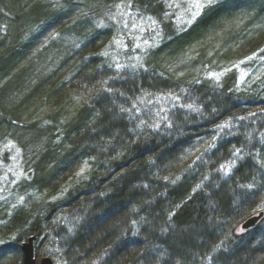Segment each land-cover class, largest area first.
<instances>
[{"label":"trees","instance_id":"obj_1","mask_svg":"<svg viewBox=\"0 0 264 264\" xmlns=\"http://www.w3.org/2000/svg\"><path fill=\"white\" fill-rule=\"evenodd\" d=\"M21 1L25 0H0V31L3 32L0 33V128L18 127L17 122L26 115L27 108L33 113L41 105H47L51 112L64 100L60 97L69 93V88L74 87L72 92L82 89L79 94L85 97H80L77 103L71 100L74 116L63 122L62 141L68 142L59 150L56 145L52 150L46 144L37 152L31 181L41 191L53 190L68 170L90 158L88 178L75 182L65 196L46 205L49 212L68 206L78 213L79 222L69 242L72 255L90 257L104 253V264H197L199 258L215 249L216 263L256 262L257 250L244 238L264 218L249 231L238 232L237 226L238 220L252 207L258 191L264 190L259 158L246 156L228 179L219 180L218 174L214 175L213 162L229 158L233 147L241 146L233 136L219 140L210 153L186 162L203 132V121L211 126L246 103L243 93L232 89L233 74L225 76L219 85L200 77L197 82L183 86L184 78L156 69L131 73L124 80L113 78L102 56L89 55L96 43L107 40L110 29H101L89 17L77 15L69 3L55 8L42 0L25 2V6ZM137 1L149 9L155 5V0ZM241 15L248 17L249 24L260 22L256 29L260 34L248 36L237 32L236 35L232 27L225 29L219 37L214 36L222 40L225 48L222 58L230 59L232 50L234 57L255 51L264 41L257 42L264 33V0H221L207 7L186 30L171 32L149 55L151 63L158 67L165 60L179 56L192 44L209 38L224 23ZM66 18L73 20L71 31L83 35L81 49L75 55L81 60L85 55L88 57L75 69L71 81L76 80V86L71 87L64 82L51 83L56 71L39 72L43 58L38 59L40 52L30 53L45 27H58ZM69 64L61 59L56 68L60 70ZM35 68L42 77L20 96L21 88L25 89L24 83ZM172 87L176 90L186 87L189 99L198 100L207 117L200 119L198 114L189 113L186 121L174 124L173 128L162 126L159 130L141 125L131 112V103L140 96L139 92ZM53 126L37 127L35 123L15 133L18 137L28 136L33 142L41 136L32 131L51 133ZM51 140L50 136L48 141L51 143ZM261 157L264 159V146ZM248 183L253 187L247 189ZM92 187L97 189L89 192ZM31 220L28 212L20 209L9 223L27 224L32 232L41 230L40 218ZM220 243L223 245L219 246ZM12 247L0 246V261L11 250L13 255H20L17 244ZM67 251L70 255L71 251Z\"/></svg>","mask_w":264,"mask_h":264},{"label":"rangeland","instance_id":"obj_2","mask_svg":"<svg viewBox=\"0 0 264 264\" xmlns=\"http://www.w3.org/2000/svg\"><path fill=\"white\" fill-rule=\"evenodd\" d=\"M36 1L38 0H25L21 1V4L25 6V2L28 4ZM42 1L55 8H60L69 3L73 5L77 15L89 17L92 23L101 29H110L107 40L96 43L94 49L89 50V55L102 56L107 65L106 69L113 78L124 80L131 73L140 70L151 72L156 69L158 72H168L177 78H184L183 86L186 83L197 82L200 77L214 85H219L225 76L232 73L231 80L234 82L231 83L232 89L236 90V93H243L247 98L246 103H242L231 116L220 118L211 126L203 121V132L192 147L186 162L192 159L193 161L197 160L201 155L210 153L219 140L235 136L241 146L233 147L234 152L229 158L221 162H213L215 164L214 175L218 174L219 180L228 179L239 162L246 156H250L252 159L259 158L257 163L261 166V171L264 172V159L261 157V147L264 146V33L257 40V42L263 41L258 49L245 54L243 57H234V50H232L233 56L230 59L222 58L225 48L222 45V40L218 38L225 29L231 27L232 33L236 35L237 32L241 34L244 32L248 36L260 34L256 32L260 22L259 24L257 22L249 24L248 17L245 15L227 21L223 24L222 29L219 28L209 38L192 44L179 56L165 60L157 67L155 63H151L149 58L152 51L162 44L171 32L186 30L207 7L221 0H211L210 3L209 0H155L154 7L150 9L137 0ZM195 3H201L204 7L193 19V14L197 12L193 6ZM72 25L73 20L66 18L58 27L52 26L49 29L45 27L42 35H39L40 39L35 48L30 52L31 54L40 52L38 59L43 58L39 72L46 74L52 70L56 71V78L50 80L51 83L64 82L70 87L76 86V80L71 81L76 73L75 69L86 62L88 58L85 55L81 60L75 55L81 49L83 35L73 33L71 31ZM0 33L3 32L0 31ZM235 40L234 38V42ZM28 57L25 59L28 60ZM60 57L67 62L69 61L70 64L66 68L58 70L56 64L61 60ZM23 63L24 61L20 67H23ZM38 71L37 68L32 69L24 83L25 89L21 88L20 96L25 93L28 86L42 77V75L39 76ZM12 74L11 72L10 75ZM64 86L66 85L64 84ZM73 88L71 87V89ZM166 88L156 91L145 89L139 92L140 96L131 103V112L136 115L141 125L152 130H159L162 126L165 128L172 126L173 128L174 124L178 125V123L186 121L189 113L198 114L200 119L207 117L206 114L202 113V107L198 100L189 99L186 87L181 90H176L174 87ZM71 89H68L70 90L69 93L61 95L60 98H64V100L55 106L51 112L47 105H41L35 111L33 110V113L29 112L27 108L25 109L26 115L21 116L17 122L18 127L10 126L8 130L0 128V246L5 244L10 247L13 246V249L14 244L25 240L31 234L32 231L28 230L27 224L16 226L9 223L14 213L24 209L32 217L30 222L39 218L41 220V232L35 240L34 246L36 258L50 256L54 260V264H104L106 257L104 253L92 254L90 257L85 254L81 256L79 253L72 255L71 244L69 243L70 236H73L75 227L79 222L78 213L73 207H59L52 209L51 212H49V208L46 209L48 203H55L65 196V193L75 182H82L88 178L89 167L91 166L90 158L84 159L80 164L68 170L65 177L58 182L57 187L53 190L41 191L35 185H31L37 152L42 150L46 144L52 150L56 145L59 150L64 148L65 142H68L62 141V132L64 129L63 122L74 116L71 100L77 103L80 101V97H85L83 94H79L82 89L76 92H72ZM35 123L37 127L54 126L51 133L46 130H37L36 133L30 131L36 136H41L33 142L28 139V136L18 137L16 135V130L21 131L18 130L19 128L24 131L28 126ZM50 136L52 137L51 143L48 141ZM60 141L63 143L62 147L59 146ZM251 184L248 183L245 187L250 189L253 187ZM96 189L92 187L88 191L93 192ZM255 198L252 207L238 220L240 221L238 223H241L244 218L254 212L264 209V190L258 191ZM244 239L253 243H250L249 246L257 250L256 253L259 256L257 261L251 264H264V221ZM220 245L223 244L220 243ZM67 250L71 251L70 255ZM13 252L12 250L9 251L0 261V264L21 263V252L19 256L13 255ZM214 252L215 249L209 255L199 258L197 264H220L214 261Z\"/></svg>","mask_w":264,"mask_h":264},{"label":"water","instance_id":"obj_3","mask_svg":"<svg viewBox=\"0 0 264 264\" xmlns=\"http://www.w3.org/2000/svg\"><path fill=\"white\" fill-rule=\"evenodd\" d=\"M263 218L264 209L258 210L241 221V223L237 226V231H249L253 229ZM40 232V229H36L29 236H27L25 240L18 242L17 245L22 253L21 264H54V260L50 256H41L39 258L35 257L34 244Z\"/></svg>","mask_w":264,"mask_h":264},{"label":"snow or ice","instance_id":"obj_4","mask_svg":"<svg viewBox=\"0 0 264 264\" xmlns=\"http://www.w3.org/2000/svg\"><path fill=\"white\" fill-rule=\"evenodd\" d=\"M210 2H211V0H209V3ZM193 6L197 9V12L193 14V19H195V16L199 14V10L202 9L204 7V5L201 3H195ZM189 23H191V21H189ZM213 75H216V74H213ZM237 151H239V149H237Z\"/></svg>","mask_w":264,"mask_h":264}]
</instances>
